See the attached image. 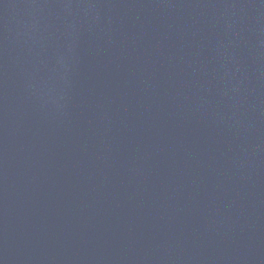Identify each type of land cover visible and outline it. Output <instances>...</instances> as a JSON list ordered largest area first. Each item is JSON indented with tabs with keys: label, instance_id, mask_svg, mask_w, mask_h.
I'll use <instances>...</instances> for the list:
<instances>
[{
	"label": "water",
	"instance_id": "obj_1",
	"mask_svg": "<svg viewBox=\"0 0 264 264\" xmlns=\"http://www.w3.org/2000/svg\"><path fill=\"white\" fill-rule=\"evenodd\" d=\"M0 264H264V0H0Z\"/></svg>",
	"mask_w": 264,
	"mask_h": 264
}]
</instances>
